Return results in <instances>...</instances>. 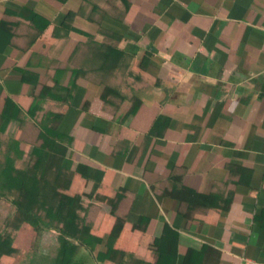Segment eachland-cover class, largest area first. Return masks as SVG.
Returning <instances> with one entry per match:
<instances>
[{
  "label": "crops",
  "instance_id": "crops-1",
  "mask_svg": "<svg viewBox=\"0 0 264 264\" xmlns=\"http://www.w3.org/2000/svg\"><path fill=\"white\" fill-rule=\"evenodd\" d=\"M7 99L62 115L79 264H264V0H0Z\"/></svg>",
  "mask_w": 264,
  "mask_h": 264
},
{
  "label": "trees",
  "instance_id": "trees-1",
  "mask_svg": "<svg viewBox=\"0 0 264 264\" xmlns=\"http://www.w3.org/2000/svg\"><path fill=\"white\" fill-rule=\"evenodd\" d=\"M20 112L11 99L0 112V199L15 206L6 229H0V264H79V248L94 249L91 241L103 238L92 235L91 227L81 221L86 193L78 191L75 171L67 163L69 143L59 128L62 115L47 112L35 124L36 138L27 142L7 132L9 122ZM19 121V128H24V121ZM122 227L118 217L107 237L111 247L104 257L116 250L113 242ZM49 231L58 233L57 246L42 243Z\"/></svg>",
  "mask_w": 264,
  "mask_h": 264
},
{
  "label": "rangeland",
  "instance_id": "rangeland-1",
  "mask_svg": "<svg viewBox=\"0 0 264 264\" xmlns=\"http://www.w3.org/2000/svg\"><path fill=\"white\" fill-rule=\"evenodd\" d=\"M33 133L32 127H30ZM12 132V129L10 130ZM15 213V206L8 199H0V229H6L7 222L13 217Z\"/></svg>",
  "mask_w": 264,
  "mask_h": 264
}]
</instances>
